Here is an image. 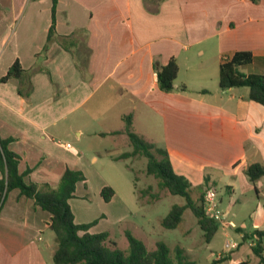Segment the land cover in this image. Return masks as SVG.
Here are the masks:
<instances>
[{"label":"crops","instance_id":"1","mask_svg":"<svg viewBox=\"0 0 264 264\" xmlns=\"http://www.w3.org/2000/svg\"><path fill=\"white\" fill-rule=\"evenodd\" d=\"M51 6V0H0V78L18 59L32 85L29 95H21L17 78L0 81V138L10 139L8 149L18 155L25 182L55 188L66 168L86 177L88 164L97 175L96 201L113 208L115 221L122 222L131 213L118 198L112 175L95 167L98 154L88 160L65 139L74 133L124 142L123 117L131 115V129L165 149L173 170L192 186L204 185L205 177L207 189L216 191L221 183L231 198L228 206L253 188L262 195L264 175L252 182L246 169L264 166V106L248 98L246 87L221 88L218 77L220 63L238 51L252 55L241 71L264 74V0H57L55 34L47 42ZM171 58L178 72L173 90L164 92L154 65ZM127 147L95 151L117 162ZM84 181L69 199L74 221L81 224L95 219L91 204H79L89 196ZM104 186L114 190L109 201L101 199ZM104 212L88 231L107 232L114 241L108 228L94 230ZM250 220V227L235 220L234 227L217 223L204 240L210 242L220 227L223 244L207 264H264V237L259 254L245 237L264 231V204ZM49 223L50 213L32 198L18 188L3 189L0 264H51L56 242ZM226 239L237 247L223 252Z\"/></svg>","mask_w":264,"mask_h":264},{"label":"trees","instance_id":"2","mask_svg":"<svg viewBox=\"0 0 264 264\" xmlns=\"http://www.w3.org/2000/svg\"><path fill=\"white\" fill-rule=\"evenodd\" d=\"M51 24L47 33V42L55 34V9L57 0H51ZM256 1V0H253ZM63 38V37H62ZM63 44V43H62ZM47 45H45L44 50ZM65 48H67L64 45ZM252 55L247 51L235 52L229 59H224L219 65V86L223 89L232 87H246L248 98L264 106V74L244 73L240 66L250 63ZM157 74L158 88L164 92L173 90V81L177 76L178 65L174 58L165 65H154ZM15 77L19 81L17 91L21 95H29L32 85L29 77L16 59L8 68L0 81ZM125 132L132 146L130 153L139 152L147 158L146 172L158 178V184L165 187L169 193L182 196L183 205L174 204L162 219L161 225L167 229L175 228L182 220V214L189 208L197 218V224L203 231L206 241H209L217 230V221L208 217L203 208L204 193L207 188L201 185L196 190L206 189L200 193L198 200L191 197V182L183 175L177 174L172 167L170 158L165 149L155 147L145 141L131 129V115H125ZM10 139L0 138V192L3 189L18 188L21 195L32 198L36 205L50 213L49 228L53 231L56 240V249L51 264H172L169 246L163 241H157L153 250H148L145 244L136 238L130 231L124 234L128 247L122 249L116 242L108 238L107 232L91 233L88 229L96 223V219L88 223H76L71 210L69 199L73 197L76 183L85 180L80 170L66 168L57 187L48 184L38 185L34 182H25L24 174L18 172V155L8 149ZM154 150V152H152ZM130 153H123L126 156ZM159 155V157H157ZM246 174L250 181H256L264 175V166L254 163L248 166ZM208 182L205 177L204 185ZM194 188V189H195ZM114 190L110 186L101 189L104 201H109ZM253 240V249L259 254L262 250L264 231L254 230L245 235ZM177 264H195L185 261L182 250L175 248Z\"/></svg>","mask_w":264,"mask_h":264},{"label":"rangeland","instance_id":"3","mask_svg":"<svg viewBox=\"0 0 264 264\" xmlns=\"http://www.w3.org/2000/svg\"><path fill=\"white\" fill-rule=\"evenodd\" d=\"M22 22H24V19ZM22 22H19L18 24L20 25ZM7 24L8 22H6L5 25ZM17 25L16 29H18ZM14 30L15 28L12 29V31ZM118 108V106H115V109ZM55 140L57 141L58 139ZM65 140L73 146H77L79 149L84 150L88 160H90L89 156L93 154L92 152L96 155L98 154V162L95 164V167L101 171V173L105 174V176L112 175V177H110L112 178L111 182L112 184H115L114 186L117 190L118 198L126 204L131 213V216L123 217L122 222L117 223L115 219L119 216L118 213L108 206V208L105 209L96 201L95 187L97 185L95 184L97 182V175L95 170H92L87 164V175L84 183L88 185L89 196L84 197L83 200L78 199L80 201L79 204H91L93 209L92 214L95 216L96 222L97 218H99L105 211L106 218L99 221L98 225L94 228L95 231L108 228L113 232L114 241L117 243L118 247L122 249L128 247V242L124 234L125 230L130 231L136 238H140L150 249L155 248L157 241H163L170 248V256H172L173 259L172 264H177L176 247L182 250L185 261L194 259L198 264H207L206 258H210L212 252H216L220 249L224 238L222 229L219 227L212 240L206 243L203 237V232L197 224V218L189 208L183 212L182 220L175 228L167 229L161 225L162 219L169 212L172 205H183L185 199L182 196L169 193L165 187H161L158 184V178L146 172L147 158L139 152L130 153L132 151V146L128 138L124 142L122 139L121 142H119L120 139L115 140L108 137L90 138L82 135L77 138L74 133H72ZM112 140H115L116 142L114 143ZM61 141L65 142L63 140ZM117 142H119V144ZM124 145H128L127 151L124 153L130 154H127L124 157L122 156L123 159H120L117 162L111 161V157L104 156L106 154L102 151L99 153V150L95 151V149L106 150L114 147H120L123 149ZM152 152H154V150H152ZM157 157H159V155H157ZM215 186L218 195L222 198V203H220L219 206L221 210L224 211L226 225L231 227L236 226L232 221L235 220L238 226L244 222L250 227V216L253 214L254 209L257 205L264 204V189H259L262 192V195L257 197L253 188L246 197L241 198L239 201H234L228 206V201L231 198L229 197V194L225 192L224 185L218 183ZM195 187L196 186H192L191 188V197L197 201L200 193H204L206 189L196 190ZM202 188H204V185H202ZM71 204L73 208L76 205L74 202ZM73 210L76 211V207ZM233 214L235 215L233 216ZM231 234L235 238H238L236 232L232 231ZM54 236L55 235H53V237Z\"/></svg>","mask_w":264,"mask_h":264},{"label":"built area","instance_id":"4","mask_svg":"<svg viewBox=\"0 0 264 264\" xmlns=\"http://www.w3.org/2000/svg\"><path fill=\"white\" fill-rule=\"evenodd\" d=\"M70 144H66V146H69ZM203 208L205 214L216 220L221 225H225V217L224 212L219 207V201L217 198V193L214 189L208 188L204 193V200H203ZM237 247V243L233 241L232 239H226L224 242V251L228 252L232 249ZM221 256V254L219 255Z\"/></svg>","mask_w":264,"mask_h":264}]
</instances>
